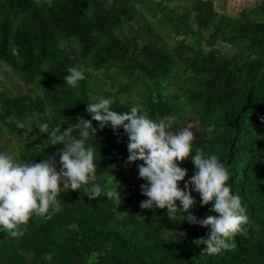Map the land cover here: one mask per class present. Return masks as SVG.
<instances>
[{
  "label": "trees",
  "instance_id": "trees-1",
  "mask_svg": "<svg viewBox=\"0 0 264 264\" xmlns=\"http://www.w3.org/2000/svg\"><path fill=\"white\" fill-rule=\"evenodd\" d=\"M253 1L246 8L194 0L185 9L167 7L171 0H0V65L31 87L15 94L0 72V139L6 134L15 142L17 162L57 153L63 146L51 145L39 125L62 124L63 131L77 116L90 120L86 106L100 97L111 98L117 112L140 105L157 122L181 113L196 124L191 155L199 147L219 157L249 217L247 234L229 241L234 250L202 252L192 241L209 228L180 213L170 219L166 209L139 207L147 199L137 169L143 161L125 166L128 137L108 125L86 144L95 148V183L119 182L122 203L103 192L89 200L85 186L62 191L61 210L51 219L33 215L22 237L0 227V264H264V0ZM147 16L169 27L171 43L152 24L123 33ZM70 67L86 77L75 88L64 80ZM191 155L178 163L187 169L185 181L195 172ZM192 195L193 215L215 214L211 203L201 206L199 194Z\"/></svg>",
  "mask_w": 264,
  "mask_h": 264
},
{
  "label": "clouds",
  "instance_id": "clouds-1",
  "mask_svg": "<svg viewBox=\"0 0 264 264\" xmlns=\"http://www.w3.org/2000/svg\"><path fill=\"white\" fill-rule=\"evenodd\" d=\"M12 53L18 55V48L13 47ZM67 72L64 80L73 88L86 78L79 67H70ZM112 103L111 98L104 97L88 103L85 111L91 119L77 116L76 122L69 123L63 131L62 124L51 129L47 123L40 124L39 132L47 134L51 145L63 146L40 162H15L10 155L0 152V227L11 237L20 238L27 231L33 215L51 219L52 214L61 210L58 195L64 190L77 191L82 186H85L83 190L89 200H96L103 192L109 200L121 204L119 182L109 188L95 183V148L86 144L99 130L110 125L114 133L123 128L128 137L125 166L143 161L137 169L139 178L146 181L140 189L141 195L147 199L141 201L139 207L142 210L166 209L170 219L180 213L187 217L183 220L189 224L209 228L205 236L192 241L197 246L202 245V252L208 255L234 250L235 244L229 241L236 234H247L244 226L249 223V217L241 198L233 195L228 185L229 168L217 155L206 154L202 148L197 147L195 155H191L195 139L191 124L176 131L164 119L157 122L149 118L140 105L117 112L111 109ZM93 121L98 122V127L93 126ZM16 127L24 129L25 124L17 121ZM213 131L214 125L206 129L207 133ZM190 155L195 172L185 181L187 169L178 163L189 160ZM181 181H185L183 188L180 187ZM192 192L199 194L201 206L211 203L209 211L215 214L203 219L193 215L189 211L196 203Z\"/></svg>",
  "mask_w": 264,
  "mask_h": 264
},
{
  "label": "rangeland",
  "instance_id": "rangeland-1",
  "mask_svg": "<svg viewBox=\"0 0 264 264\" xmlns=\"http://www.w3.org/2000/svg\"><path fill=\"white\" fill-rule=\"evenodd\" d=\"M49 1V0H46ZM158 20L156 19H152L150 18V16H147V20L145 23L147 24H152L154 25L153 27H155L156 30H159L160 33L163 34L164 39L166 42L171 43V40L166 37V34L169 33L170 29L169 27L166 26H161L159 23H157ZM144 23V22H143ZM140 24H142V21L140 22ZM137 23L136 22H131V23H127L125 28H124V32L123 33H134V30L137 27ZM146 25V24H145ZM144 25V27H145ZM0 72L2 74V78L3 80V86L5 89L8 90H12L13 93L18 94L21 93L23 91H29L31 89V87H23L22 84L17 83L16 80L13 78V76H11L8 68H6L4 65H0ZM170 83L171 84H176V81L170 77ZM173 89V88H172ZM170 88V90H172ZM128 96L125 95V97L123 99H126ZM180 120V122H178ZM177 121V122H176ZM165 123H168L172 126V128L176 131L182 130L183 128L187 127L189 124L192 125V131L193 133L195 132V121L193 120V118L189 115L186 116H182L180 113V118H169L165 120ZM178 125V127H177ZM26 135L29 136L28 132H26ZM16 146H15V142L10 138V136L8 135H3V137H1L0 139V152L6 154V155H10L13 160L15 162H17L16 159ZM112 180L109 179L107 180V188L112 187ZM106 185V184H105Z\"/></svg>",
  "mask_w": 264,
  "mask_h": 264
},
{
  "label": "crops",
  "instance_id": "crops-1",
  "mask_svg": "<svg viewBox=\"0 0 264 264\" xmlns=\"http://www.w3.org/2000/svg\"><path fill=\"white\" fill-rule=\"evenodd\" d=\"M194 0H171V2H169L168 3V6L167 7H169V8H172V7H176V6H180V4L185 8V9H188L189 8V6L191 5V3L193 2ZM155 2H156V0H155ZM214 2L216 3V4H221V5H223V6H226V5H229V3H228V1L227 0H214ZM254 1L253 0H241V2L239 3V6H241V7H253L254 6ZM162 5H167L165 2L162 4ZM152 6H154V4L152 5ZM162 7H160L159 9H161ZM184 8H183V10H184ZM147 20V19H146ZM133 22H136L138 25H137V27H136V29L134 30V33L135 32H137V29H138V27L139 26H141L142 25V27H144V25H145V23H143V24H140V23H138V21H133ZM146 26H148V24L146 23ZM141 32H144L143 31V29L142 30H140ZM158 32H159V30H157ZM134 33H131L130 32V34H134ZM141 41V40H140Z\"/></svg>",
  "mask_w": 264,
  "mask_h": 264
},
{
  "label": "built area",
  "instance_id": "built-area-1",
  "mask_svg": "<svg viewBox=\"0 0 264 264\" xmlns=\"http://www.w3.org/2000/svg\"><path fill=\"white\" fill-rule=\"evenodd\" d=\"M231 4H236V5H238L240 2H241V0H228Z\"/></svg>",
  "mask_w": 264,
  "mask_h": 264
}]
</instances>
